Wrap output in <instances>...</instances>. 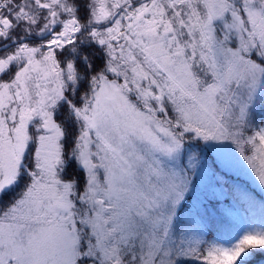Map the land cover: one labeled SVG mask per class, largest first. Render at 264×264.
<instances>
[{"label": "snow or ice", "instance_id": "1", "mask_svg": "<svg viewBox=\"0 0 264 264\" xmlns=\"http://www.w3.org/2000/svg\"><path fill=\"white\" fill-rule=\"evenodd\" d=\"M257 191L264 0H0V264H264Z\"/></svg>", "mask_w": 264, "mask_h": 264}, {"label": "rangeland", "instance_id": "2", "mask_svg": "<svg viewBox=\"0 0 264 264\" xmlns=\"http://www.w3.org/2000/svg\"><path fill=\"white\" fill-rule=\"evenodd\" d=\"M256 198H257V201H258V202H259L261 199H264V197H261V196H260V194H259L258 191L256 192ZM256 215H257V218H258V213H257ZM236 224L239 225V224H240V221L237 220V221H236ZM229 231H232V230L229 229ZM240 234L242 235V232H241ZM222 242H223V241H222ZM232 242H235V241H232ZM257 257H258V256H257ZM257 257H256V260L259 261L260 257H259V258H257Z\"/></svg>", "mask_w": 264, "mask_h": 264}, {"label": "trees", "instance_id": "3", "mask_svg": "<svg viewBox=\"0 0 264 264\" xmlns=\"http://www.w3.org/2000/svg\"><path fill=\"white\" fill-rule=\"evenodd\" d=\"M257 258H259V257H257Z\"/></svg>", "mask_w": 264, "mask_h": 264}]
</instances>
